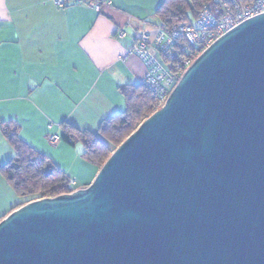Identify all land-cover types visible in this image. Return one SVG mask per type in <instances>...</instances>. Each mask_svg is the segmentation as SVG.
<instances>
[{
  "label": "water",
  "instance_id": "water-1",
  "mask_svg": "<svg viewBox=\"0 0 264 264\" xmlns=\"http://www.w3.org/2000/svg\"><path fill=\"white\" fill-rule=\"evenodd\" d=\"M0 264H264V14L201 54L88 187L7 215Z\"/></svg>",
  "mask_w": 264,
  "mask_h": 264
},
{
  "label": "crops",
  "instance_id": "crops-1",
  "mask_svg": "<svg viewBox=\"0 0 264 264\" xmlns=\"http://www.w3.org/2000/svg\"><path fill=\"white\" fill-rule=\"evenodd\" d=\"M0 0V169L15 158L3 125L66 173L79 189L98 169L83 159L79 142L61 137L63 124L98 133L128 108L121 88L138 86L145 63L128 47L137 30L154 33L165 0H102L92 8L77 0ZM123 29L125 39L117 36ZM0 172V219L21 206Z\"/></svg>",
  "mask_w": 264,
  "mask_h": 264
},
{
  "label": "trees",
  "instance_id": "trees-1",
  "mask_svg": "<svg viewBox=\"0 0 264 264\" xmlns=\"http://www.w3.org/2000/svg\"><path fill=\"white\" fill-rule=\"evenodd\" d=\"M242 1L250 3L254 0ZM205 6L216 8L217 0H165L157 11V18L159 24L169 27L192 24ZM121 92L127 99V111L105 121L98 133L79 131L67 123L63 124L60 139L71 144L81 143L84 148L83 159L98 170L113 151L155 112L156 100L143 85L126 86L121 88ZM2 132L16 155L0 172L21 200V206L39 199L67 195L79 189L66 173L20 138L17 126L12 123L3 125Z\"/></svg>",
  "mask_w": 264,
  "mask_h": 264
},
{
  "label": "built area",
  "instance_id": "built-area-1",
  "mask_svg": "<svg viewBox=\"0 0 264 264\" xmlns=\"http://www.w3.org/2000/svg\"><path fill=\"white\" fill-rule=\"evenodd\" d=\"M92 8L106 5L102 0H77ZM58 7H64L63 0H55ZM217 7H203L192 24L169 27L156 26L154 33L137 30L135 40L128 47V54L138 56L147 67V74L140 84L147 88L156 100L155 111L162 108L170 93L185 72L198 57L227 32L242 23L264 14V0L244 3L242 0H217ZM117 36L125 39L121 29ZM60 140L58 135L52 137Z\"/></svg>",
  "mask_w": 264,
  "mask_h": 264
}]
</instances>
